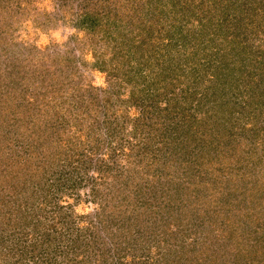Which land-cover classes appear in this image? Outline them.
<instances>
[{
    "label": "rangeland",
    "instance_id": "rangeland-1",
    "mask_svg": "<svg viewBox=\"0 0 264 264\" xmlns=\"http://www.w3.org/2000/svg\"><path fill=\"white\" fill-rule=\"evenodd\" d=\"M262 35L264 0H0V264H264Z\"/></svg>",
    "mask_w": 264,
    "mask_h": 264
},
{
    "label": "trees",
    "instance_id": "trees-1",
    "mask_svg": "<svg viewBox=\"0 0 264 264\" xmlns=\"http://www.w3.org/2000/svg\"><path fill=\"white\" fill-rule=\"evenodd\" d=\"M100 0H97V2H99ZM171 5H174L173 3L171 4ZM107 5H105V7H106ZM182 9H184L183 8V6L182 7H180V8H178L176 11H175V9H174V14H173V19H175L174 20V22H180L179 21V17L178 16H180L181 14L180 13H178L179 11H182L183 12V10ZM185 11H186V13H188V10H186V9H184ZM85 14H86V17L87 18H90V16H97L98 15V11H89V10H86V12H85ZM188 17H189V15H188ZM181 18H182V16H181ZM182 20H183V22H185L187 25H188V23H189V19L186 17V14L184 13V18H182ZM185 20V21H184ZM245 22H248V21H245ZM171 25H173V24H171ZM171 25H169L168 27H170L169 28V32L171 31ZM180 24H178L177 26H179ZM174 27H175V25H173ZM184 26V25H183ZM185 28V27H184ZM181 29H183V27H181ZM185 30V29H184ZM187 34H185V36H186ZM173 37H175L174 35H173ZM176 38V37H175ZM167 46H169L170 47V51H177L176 53H178V52H181V53H184L185 52V45L182 43V45H181V42L179 43V41H177V38L176 39H172V38H170L169 39V41H168V45H166V47ZM174 46V47H173ZM165 47V46H164ZM237 54H239L238 52H237ZM176 56V55H175ZM165 58H169V60L170 61H165ZM171 58V59H170ZM164 60L160 63V65H161V68H160V72H159V74L161 75V77L160 76H158V78H162L161 79V81H159L160 82V84H161V86H163V88H172V90H173V92H176L177 90H176V87L173 85V84H175L174 82H178L177 81V79H178V77L181 75V71H182V66H183V64L181 63V62H179V61H181V59L180 60H176V59H174V57H173V55L172 54H167V56L165 55V57L163 58ZM238 60H240L241 58H237ZM188 60V57H187V55L186 56H184V59H183V63H185L186 61ZM165 62H168V64L169 65H167L168 67H165ZM239 63H241V61L239 62ZM228 63H224V65H222V67L219 69L220 70V73H224V69H226V68H228ZM229 72V71H228ZM228 72H227V74H228ZM207 75H209V76H207ZM210 75H213L212 73H208V74H205V75H202V76H205V79L207 80V81H209V79H210V77H213V76H210ZM166 76H169V80L171 81V83H172V85L171 86H167L166 85V83L164 82V77H166ZM217 76V75H216ZM231 77V76H230ZM218 78V77H217ZM232 78V77H231ZM157 84V83H156ZM157 88H159L158 87V85H157ZM253 182H254V184L255 183H257V181L256 180H253ZM248 231H249V229L246 231V233L248 234ZM243 249V248H242ZM246 249V248H245ZM244 250V249H243ZM247 250V249H246ZM246 252H249V250L248 251H246Z\"/></svg>",
    "mask_w": 264,
    "mask_h": 264
},
{
    "label": "clouds",
    "instance_id": "clouds-1",
    "mask_svg": "<svg viewBox=\"0 0 264 264\" xmlns=\"http://www.w3.org/2000/svg\"><path fill=\"white\" fill-rule=\"evenodd\" d=\"M189 27H191V28H198V23H197V21L193 20V21L191 22V24L189 25ZM261 39H264V35L261 36ZM36 43L39 44L40 41H37ZM256 43L258 44L259 41H256ZM210 78H211V77H210ZM202 118H203V114H198V115H197V119H202ZM246 127H251V124L246 125ZM77 211H79V209H77Z\"/></svg>",
    "mask_w": 264,
    "mask_h": 264
}]
</instances>
